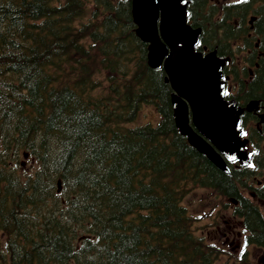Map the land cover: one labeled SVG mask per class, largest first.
<instances>
[{
    "label": "trees",
    "instance_id": "trees-1",
    "mask_svg": "<svg viewBox=\"0 0 264 264\" xmlns=\"http://www.w3.org/2000/svg\"><path fill=\"white\" fill-rule=\"evenodd\" d=\"M189 13L201 46L236 57L257 36L264 52V0H190ZM134 29L131 0H0V264H215L223 249L193 231L183 205L197 186L236 199L248 242L264 246L241 176L178 133L165 73L149 67ZM253 52L245 100L264 95V55ZM148 105L159 122L136 124Z\"/></svg>",
    "mask_w": 264,
    "mask_h": 264
},
{
    "label": "water",
    "instance_id": "water-1",
    "mask_svg": "<svg viewBox=\"0 0 264 264\" xmlns=\"http://www.w3.org/2000/svg\"><path fill=\"white\" fill-rule=\"evenodd\" d=\"M188 0H132V17L138 37L149 44L148 64L163 67L166 81L173 89L172 106L178 131L205 154L216 166H227L213 148L189 125V105L193 121L228 159L247 164L251 154L245 153L247 140L241 139L240 115L235 101L224 99L227 77L223 69L227 59L214 50L206 55L196 52L201 29L188 24ZM258 107L251 101L247 111ZM264 122V116H262Z\"/></svg>",
    "mask_w": 264,
    "mask_h": 264
},
{
    "label": "rangeland",
    "instance_id": "rangeland-1",
    "mask_svg": "<svg viewBox=\"0 0 264 264\" xmlns=\"http://www.w3.org/2000/svg\"><path fill=\"white\" fill-rule=\"evenodd\" d=\"M232 1L234 0H219V3H229ZM239 70H241V68ZM230 86L236 91L237 82L233 77H231ZM158 119L159 115H157L155 109L148 106L141 112L137 124L148 122L155 123ZM23 170H33L30 160H27V162L24 163ZM258 179L264 181V176H259ZM224 204H226V206ZM184 205L188 208L190 214L196 219L194 227L198 231V234L206 237L208 242L216 243L221 249H223V251H225V254H222L216 264L236 263L246 248L252 256L254 263H256L258 258L261 257L262 252L260 250L253 249L252 246H244V235L241 237L237 236V239L231 235L228 237L223 236L227 229L231 228V225H238V222L230 216L233 209L231 202H227L224 198H216L215 194L207 189H199L185 198ZM219 210L224 213V220L219 214ZM237 245L238 248L236 250L235 247Z\"/></svg>",
    "mask_w": 264,
    "mask_h": 264
},
{
    "label": "flooded vegetation",
    "instance_id": "flooded-vegetation-1",
    "mask_svg": "<svg viewBox=\"0 0 264 264\" xmlns=\"http://www.w3.org/2000/svg\"><path fill=\"white\" fill-rule=\"evenodd\" d=\"M262 100L263 101L260 103V107H259V111H258L259 113H264V97L262 98ZM254 115H255L256 120L259 121L258 114H254ZM228 163H229V165L231 167H235L236 166L235 164H233V163H236V162H228ZM241 171H242V169H238V172H241Z\"/></svg>",
    "mask_w": 264,
    "mask_h": 264
},
{
    "label": "bare ground",
    "instance_id": "bare-ground-1",
    "mask_svg": "<svg viewBox=\"0 0 264 264\" xmlns=\"http://www.w3.org/2000/svg\"><path fill=\"white\" fill-rule=\"evenodd\" d=\"M208 15V14H207ZM200 24V23H199ZM227 47V46H226ZM228 48V47H227Z\"/></svg>",
    "mask_w": 264,
    "mask_h": 264
}]
</instances>
